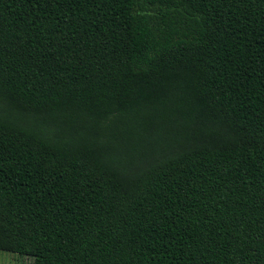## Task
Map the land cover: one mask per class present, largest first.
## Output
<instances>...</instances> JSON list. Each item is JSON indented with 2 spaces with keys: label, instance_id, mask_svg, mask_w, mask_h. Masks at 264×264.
Returning a JSON list of instances; mask_svg holds the SVG:
<instances>
[{
  "label": "trees",
  "instance_id": "trees-1",
  "mask_svg": "<svg viewBox=\"0 0 264 264\" xmlns=\"http://www.w3.org/2000/svg\"><path fill=\"white\" fill-rule=\"evenodd\" d=\"M0 250L264 264V0H0Z\"/></svg>",
  "mask_w": 264,
  "mask_h": 264
},
{
  "label": "rangeland",
  "instance_id": "rangeland-1",
  "mask_svg": "<svg viewBox=\"0 0 264 264\" xmlns=\"http://www.w3.org/2000/svg\"><path fill=\"white\" fill-rule=\"evenodd\" d=\"M32 258L23 257L16 253L0 250V264H32Z\"/></svg>",
  "mask_w": 264,
  "mask_h": 264
}]
</instances>
